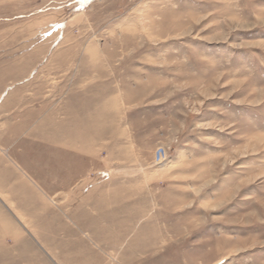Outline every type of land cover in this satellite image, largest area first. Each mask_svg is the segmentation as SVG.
Returning a JSON list of instances; mask_svg holds the SVG:
<instances>
[{
  "label": "rangeland",
  "instance_id": "obj_1",
  "mask_svg": "<svg viewBox=\"0 0 264 264\" xmlns=\"http://www.w3.org/2000/svg\"><path fill=\"white\" fill-rule=\"evenodd\" d=\"M0 264H264V0H0Z\"/></svg>",
  "mask_w": 264,
  "mask_h": 264
}]
</instances>
